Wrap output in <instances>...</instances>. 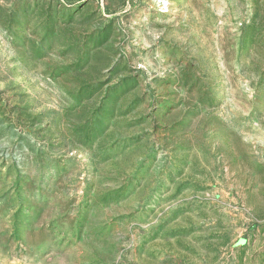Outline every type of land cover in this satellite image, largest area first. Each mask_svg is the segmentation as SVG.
<instances>
[{"label": "rangeland", "instance_id": "obj_1", "mask_svg": "<svg viewBox=\"0 0 264 264\" xmlns=\"http://www.w3.org/2000/svg\"><path fill=\"white\" fill-rule=\"evenodd\" d=\"M0 264H264V0H0Z\"/></svg>", "mask_w": 264, "mask_h": 264}]
</instances>
